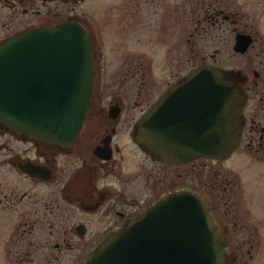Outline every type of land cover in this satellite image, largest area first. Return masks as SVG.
<instances>
[{
    "label": "flooded vegetation",
    "instance_id": "af4514ba",
    "mask_svg": "<svg viewBox=\"0 0 264 264\" xmlns=\"http://www.w3.org/2000/svg\"><path fill=\"white\" fill-rule=\"evenodd\" d=\"M84 1L0 0L14 14L9 22L0 19V44L32 27L74 21L87 30L94 54L92 102L73 142L26 133L0 117L1 261L95 264L99 259L94 254L111 233L145 215L162 195L189 189L208 200L212 195L209 202L235 264H243L245 248L257 262L264 249V0H152L158 6L156 13L170 4V14L162 18L158 31L168 18L172 41L168 69L165 59H159L156 85L148 90L142 57L125 79L109 83L103 43L99 45L101 40L83 15L63 7ZM177 48L184 57L179 63L174 62ZM174 67L175 71L165 74ZM208 67L233 72L246 97L236 148L231 156L218 160L206 156L180 161L156 158L137 141L139 124L158 105L154 124L160 132L174 133L165 128L167 110L185 109L189 116L183 120L192 129L202 126L200 112L207 98L181 94L168 104L163 99L186 76ZM135 78L140 79L139 85L133 84ZM126 87L138 88L135 101L123 90ZM103 89L109 91L104 96ZM176 119L178 126L184 122ZM227 195L238 206L225 203L233 209L232 223L217 216L215 199Z\"/></svg>",
    "mask_w": 264,
    "mask_h": 264
},
{
    "label": "water",
    "instance_id": "95a60500",
    "mask_svg": "<svg viewBox=\"0 0 264 264\" xmlns=\"http://www.w3.org/2000/svg\"><path fill=\"white\" fill-rule=\"evenodd\" d=\"M93 61L86 30L73 22L33 28L4 43L0 117L26 133L62 143L74 141L92 99ZM181 94L207 98L200 112L202 126L192 129L183 120L189 116L185 109L167 110L165 128L174 133L160 132L154 124L160 106L155 105L138 126L139 144L165 161L230 156L240 139L246 98L235 74L212 67L195 71L163 102ZM176 118L184 122L178 126ZM95 257L97 264H235L210 205L190 190L164 195L146 215L115 230Z\"/></svg>",
    "mask_w": 264,
    "mask_h": 264
},
{
    "label": "rangeland",
    "instance_id": "374dc122",
    "mask_svg": "<svg viewBox=\"0 0 264 264\" xmlns=\"http://www.w3.org/2000/svg\"><path fill=\"white\" fill-rule=\"evenodd\" d=\"M151 1L152 0H85L80 4H77L76 7V3L70 6L63 5L64 8H75L78 15H83L86 22L91 27L90 30L99 40H101L99 45L103 43V49L106 50L109 60L108 68L111 74L110 78H108L109 83L112 82L115 84V80L125 79L130 70L129 68L131 67L133 70L137 69L135 64L139 63L142 57L146 64L145 71H147V76L145 78V85L148 90V87H154L156 85L158 79V71L156 70L160 64L159 59H165L163 64L167 67V53L169 51L168 44L170 45L172 41L171 34L168 30L170 26L168 23L169 19L166 18V24L164 23L165 26L161 27L162 29L165 28L163 31L162 29L161 31H158V27L162 18H165L169 13L168 7L170 4L162 5V8L159 7L158 9L160 12L156 13L158 6H156L154 1L152 4ZM183 1L185 0H179V2ZM36 5H39V3H36ZM61 5L62 4H60V6ZM64 8L60 9L63 10ZM13 16L14 14L11 10L5 9L3 4H0L1 22H5V19L9 22ZM16 19L19 23L21 18L18 15ZM99 23H102L100 29L97 28V26L100 25ZM182 53L183 51H180L179 48H177L174 62L179 63L180 58L182 60L184 59L183 56H180ZM172 64L174 65V63ZM171 71H175V67L173 70L165 71V74H168ZM178 72L179 70H176V73ZM140 83L139 78L138 80L135 78L133 81L134 85H139ZM129 89V87H126L123 90L129 95H132V99L135 101L134 99L136 97L134 95L138 88ZM116 90L119 89L116 88ZM108 92L103 89L102 96L106 95ZM151 94L152 92L150 95ZM209 163L213 166L211 161ZM231 164H234V162L231 161ZM225 167L228 168V165ZM228 169L223 170L226 172ZM246 176H248V174H246ZM209 196V200H212V195L209 194ZM228 198L230 197L227 195L225 199H215L218 205L217 207L219 208L217 216L220 220L226 219L229 223H232L234 216L231 212L233 209L230 204L235 203L236 206L237 203L234 200V197L231 200H228ZM227 200L228 203L230 202L228 205L225 204ZM225 211H228L229 214L225 215ZM247 250H249V248L244 249L245 257H243V264H264V249L261 250L257 262H255L254 259L249 258ZM1 260L2 258L0 255V264H6Z\"/></svg>",
    "mask_w": 264,
    "mask_h": 264
}]
</instances>
